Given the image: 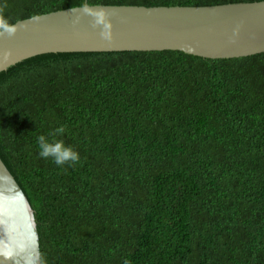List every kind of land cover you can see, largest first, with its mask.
I'll list each match as a JSON object with an SVG mask.
<instances>
[{
	"label": "trees",
	"instance_id": "trees-1",
	"mask_svg": "<svg viewBox=\"0 0 264 264\" xmlns=\"http://www.w3.org/2000/svg\"><path fill=\"white\" fill-rule=\"evenodd\" d=\"M257 1L0 0V15ZM40 135L79 161L40 157ZM0 158L34 210L40 264H264V53L27 59L0 73Z\"/></svg>",
	"mask_w": 264,
	"mask_h": 264
},
{
	"label": "water",
	"instance_id": "water-1",
	"mask_svg": "<svg viewBox=\"0 0 264 264\" xmlns=\"http://www.w3.org/2000/svg\"><path fill=\"white\" fill-rule=\"evenodd\" d=\"M0 36V73L56 53L173 50L206 59L264 53V1L202 7L86 5L33 16ZM0 158V264H40L35 217Z\"/></svg>",
	"mask_w": 264,
	"mask_h": 264
},
{
	"label": "clouds",
	"instance_id": "clouds-1",
	"mask_svg": "<svg viewBox=\"0 0 264 264\" xmlns=\"http://www.w3.org/2000/svg\"><path fill=\"white\" fill-rule=\"evenodd\" d=\"M17 31L16 26L11 25L2 15H0V36L7 34L12 37ZM63 126L55 129L50 135L63 134ZM40 152L39 155L42 158L52 157L57 165H63L66 162L71 161L76 163L79 161L78 152L74 151L71 146H65L63 141H57L50 143L44 135H40L37 141Z\"/></svg>",
	"mask_w": 264,
	"mask_h": 264
},
{
	"label": "bare ground",
	"instance_id": "bare-ground-1",
	"mask_svg": "<svg viewBox=\"0 0 264 264\" xmlns=\"http://www.w3.org/2000/svg\"><path fill=\"white\" fill-rule=\"evenodd\" d=\"M25 195V194H24ZM27 198V197H26Z\"/></svg>",
	"mask_w": 264,
	"mask_h": 264
}]
</instances>
